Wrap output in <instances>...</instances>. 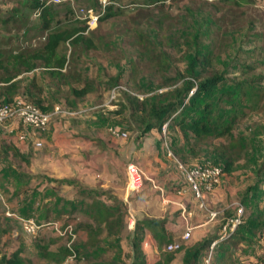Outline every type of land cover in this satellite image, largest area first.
I'll return each instance as SVG.
<instances>
[{
    "label": "rangeland",
    "instance_id": "374dc122",
    "mask_svg": "<svg viewBox=\"0 0 264 264\" xmlns=\"http://www.w3.org/2000/svg\"><path fill=\"white\" fill-rule=\"evenodd\" d=\"M115 2L128 7L119 9L115 6L113 13L117 14L100 22L96 33L89 36L96 48L73 47L69 43L61 45L60 50L69 59L68 70L72 73L63 87L50 79L43 69L24 74L22 80L28 84L37 76L45 96L50 102L57 103L55 107L60 108L61 114L54 115L50 121L51 126L57 124L56 129L71 130L84 140L96 142L109 135L110 127L126 132L125 139L110 137L112 140L109 141L125 147V152L135 150L141 159L129 163L142 171L143 193L132 195L127 163L121 172L118 195L82 192L85 186L63 175V171L55 175L54 169L46 172L42 168L39 158L46 153L44 144L37 146L38 156H34V146L25 142L27 160L16 157L12 150L22 151L20 135L27 133L30 127L22 124L13 127L10 122H2L0 259L20 250L27 264H58L49 260L45 252L56 251L71 242L60 236L51 224L36 234L26 233L20 221L22 217L41 224L59 222L61 226L72 225L76 240L71 246L80 247L81 257H69L61 264H133L134 244L138 242L135 239L137 222L131 228L129 220L132 216L136 221L142 218L140 213L156 215L155 211H160L167 221L166 228L171 229L176 235L175 240L179 241L187 228L182 217L183 209L179 206L183 200L178 191L185 186L179 165L213 164L214 147L232 141L240 144L239 158L232 171L222 175L216 188L205 194L204 207H200L197 201L188 205L191 207L186 211L191 212L190 218L187 216L190 237L182 242V246L205 238L211 241L217 238L201 258V264H253L254 253L262 248L252 251L248 241L258 247L264 246V0ZM52 5L58 11L60 25L79 23L82 26L84 23L76 11L85 6L97 8L99 0H68ZM13 6L11 0H0V15L8 16ZM25 15L7 26L0 20V48L36 47L40 44L39 14L28 12ZM138 35L145 41L144 47L139 43ZM201 53L211 54V62L197 65L190 75L191 60ZM216 72L225 73L230 79L258 80V107L238 98L230 102L219 97L218 93L211 98L216 103L215 115L224 122L234 118L230 139L198 140L191 133L184 136L172 123L165 124L161 132L142 133V114L137 110L140 103L150 107L154 102L172 101L173 95L167 96L166 93L181 87L184 77L197 83ZM84 86H88L90 92L84 98L72 99L71 88ZM114 87H120V91L115 99H111L110 91ZM66 98L73 101V107ZM186 102H190L189 97ZM50 124L45 131H37L45 134L51 128ZM126 160L125 157L123 161ZM154 169L161 171L162 176L155 178L152 175ZM53 191L56 194H52ZM123 194H127L125 202L120 199ZM98 197L109 207L120 204L124 227L119 235L103 234L98 247L92 248L85 244L83 227L93 223L89 216L90 204ZM136 197L137 201L133 203ZM154 197L161 199V203H156V208L151 207V212L137 203L139 199ZM161 204L166 205H163L165 209ZM138 233L144 235L138 242L144 264H154L167 245L159 246L147 229ZM236 235L240 238H234ZM231 238L236 239V243L227 242ZM182 253L176 254L172 264H181Z\"/></svg>",
    "mask_w": 264,
    "mask_h": 264
},
{
    "label": "trees",
    "instance_id": "16d2710c",
    "mask_svg": "<svg viewBox=\"0 0 264 264\" xmlns=\"http://www.w3.org/2000/svg\"><path fill=\"white\" fill-rule=\"evenodd\" d=\"M11 2L14 6L10 9L8 16L2 17L0 15L1 23L7 26L10 23H16L18 19H21L28 12H37L40 18L37 28L41 33V38L40 44L36 47L0 48V105L21 99L24 103L37 106L42 112L52 113L57 103L50 102L45 96L44 87L38 82L37 76L32 78V81L28 84L22 80V76L26 73H33L37 69H43L50 79L57 82L60 87H63L72 73L68 70L69 59L60 50L61 45L69 43L73 47L96 48V44H92V39L89 36H93L98 27L96 30L94 29L95 31L92 30L86 33L87 27L84 22L82 26L78 25L79 23H72L67 26L60 25L57 20L58 11L52 4L48 3L49 0H11ZM66 10L65 8V13ZM116 14V12L113 13V7L110 6L100 22ZM54 23L59 25L54 26ZM138 38L140 40L139 43L144 47L145 41L142 36L138 35ZM211 59L212 56L209 53H201L192 58L189 74L192 75L194 73L197 65H209ZM170 81L172 83L173 80ZM257 82L258 80L256 79L242 80L235 77L230 79L225 73L218 72L197 83L184 77L181 87L166 93L167 96L173 95L174 100L154 102L150 107H147L146 103H140L137 110L142 114L140 120L143 125L142 133L145 135L153 131L161 132L165 124L170 125L172 123L184 136H188L191 133L198 140L209 138L230 139L234 127V118L232 117L224 122L221 117L215 115L216 103L211 101V98L218 93L219 97L226 98L230 102H235L238 98L245 100L251 106L258 107L260 93ZM89 92L90 88L88 86L80 89L73 87L71 88V98L81 99ZM188 97L190 102H186ZM66 102L70 106H74L73 101L68 98H66ZM12 151L21 160H27V157L18 149L14 148ZM239 151L240 144L237 142L230 141L225 145L220 143L214 147L215 158L213 164L220 165L223 174L225 172L230 173L239 158ZM90 210L92 211L89 212V216L93 223H87L84 227L82 226L87 246L97 248L100 244V237L103 234L112 236L119 235L122 232L124 219L121 215L120 204L115 205L113 208L104 205L101 200L96 199L92 202ZM166 224V219L139 218L137 220L135 239L141 242L144 235H139L138 232H144L147 229L159 246L168 245L175 240L176 235L166 228ZM237 237L240 238L238 235L234 238ZM234 238L227 242L236 243ZM215 240L217 238L213 241L205 238L195 244L185 247L181 246L176 251H163L154 264H172L176 259V254L179 252H183L181 264H201V258ZM138 242L134 244L135 261L133 264H144ZM248 242L251 244L252 251L262 248L261 251L254 253L253 264H264V246L258 247V244H252L251 240ZM75 245L73 247H60L56 251H46L45 256L58 264H61L69 257L80 258V247H75ZM221 247L220 249L224 250ZM0 261L1 264H27L22 258L20 250L14 252L10 257H2Z\"/></svg>",
    "mask_w": 264,
    "mask_h": 264
},
{
    "label": "crops",
    "instance_id": "0c3cea01",
    "mask_svg": "<svg viewBox=\"0 0 264 264\" xmlns=\"http://www.w3.org/2000/svg\"><path fill=\"white\" fill-rule=\"evenodd\" d=\"M8 122L12 123L11 126L18 127V124L14 121L10 120L7 121V123ZM56 125V123L52 124V126L50 124L51 128L49 127L45 134L35 129L28 128L26 134L29 136V138L27 141H22L21 146L23 149L20 152L27 156L28 146L24 145L23 143H32L34 148L33 150L29 149V151L32 150L34 153L33 155L38 156L36 155V150H38L36 143H41V145L44 144L46 153H42L41 157L39 156L40 158H38L41 159L40 163L42 164V168L47 170L46 172H48L50 169H54L55 175H58L63 171V175L73 178L77 181V183L84 185L86 189L83 188L82 192H86L87 194L91 193L92 195L99 192H107V194L109 193L111 196L118 195L119 193L117 191L121 186V172L122 170L124 172L123 167L126 165L124 163L130 165L133 164L129 163L131 161H141V159H138L139 156H136L135 150L131 149V151L125 152V147L120 145L116 146L113 141H109L111 139L109 135L107 137H102L99 142L93 141L91 139L84 140L83 137L75 135L71 130L56 129ZM125 157L127 160L124 162L123 159H125ZM119 158H121V160ZM152 175L157 178L161 177L162 173L161 171H155L154 169ZM182 183L185 184V186H182L178 193H180V197L183 202H181L179 206L181 209H185L187 211V209L191 208L188 207V205L195 203L197 200L194 198L192 192L188 189L185 180H183ZM143 187L144 185L142 183V187L137 191H132V195L136 196L135 194L139 192L142 195ZM52 193L55 192L53 191ZM82 195L85 201V196L84 194ZM126 195L127 194H123L122 197L120 198L119 196V198L125 202L127 197ZM98 199L101 200L102 198L98 197ZM135 201H137V197L133 200V203ZM139 202L140 206H143L142 208H146L149 210V212H151L153 209L150 210V208H156V203H161V199L158 200L156 197L151 199H139L137 203ZM163 205L161 204V208L165 209ZM90 211L91 210H89V212ZM155 213L157 214H149L151 216H149L147 213L145 215L140 213L139 215H141L142 218L154 217L161 220L165 219V216H162L160 211H155ZM190 214L191 212L186 214L189 216L188 218H190Z\"/></svg>",
    "mask_w": 264,
    "mask_h": 264
},
{
    "label": "built area",
    "instance_id": "2783aa9c",
    "mask_svg": "<svg viewBox=\"0 0 264 264\" xmlns=\"http://www.w3.org/2000/svg\"><path fill=\"white\" fill-rule=\"evenodd\" d=\"M68 0H50V4H58ZM112 6L119 9L127 8L128 6L122 7L119 3H116L115 0H99V6L94 7H80L76 14L79 15L80 20L83 21L86 25V31H92L96 29L99 25L101 18L107 13L108 7ZM120 91V87H114L110 91L111 99H115L117 92ZM61 114L60 108L57 106L54 108L52 113L42 112L37 106L24 103L21 99H17L13 102L3 103L0 105V123L5 121H14L18 124H22L26 127L33 128L35 130L45 131L50 124L51 119L54 115ZM108 133L113 139H125L127 133L122 131L117 127H110ZM29 136L26 133L20 135L22 141H27ZM37 146H41V143H36ZM180 169L183 171L184 180L187 184L188 189L194 195V198L200 203V207H204V198L207 192L213 191L216 186L220 183L223 170L220 165H214L211 163L207 164H193V165H184L180 164ZM128 174V185L131 191H137L142 187V171L135 164H130L127 168ZM163 193V189H160ZM182 192V191H180ZM165 201V200H164ZM188 212L183 209L182 217L185 218L187 223L186 231L180 236V240H174L172 243L168 244L166 251L172 252L180 249L182 242L186 241L190 237V224L187 219ZM24 231L28 234H36L41 228L52 225L53 228L60 234L62 237H67L70 239L68 247H71V244L76 240L74 234V229L71 224L60 225L59 222L51 223H38L32 218H21ZM136 223V219L132 216L129 220V226L132 228Z\"/></svg>",
    "mask_w": 264,
    "mask_h": 264
}]
</instances>
